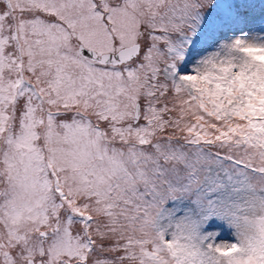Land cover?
Here are the masks:
<instances>
[{"label": "snow or ice", "instance_id": "snow-or-ice-1", "mask_svg": "<svg viewBox=\"0 0 264 264\" xmlns=\"http://www.w3.org/2000/svg\"><path fill=\"white\" fill-rule=\"evenodd\" d=\"M0 264H264V0H0Z\"/></svg>", "mask_w": 264, "mask_h": 264}]
</instances>
